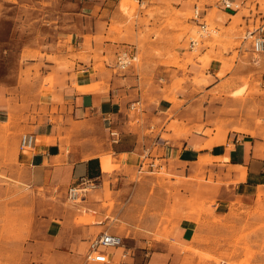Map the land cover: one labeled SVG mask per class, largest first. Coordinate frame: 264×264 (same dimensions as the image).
Returning <instances> with one entry per match:
<instances>
[{"label":"crops","instance_id":"1","mask_svg":"<svg viewBox=\"0 0 264 264\" xmlns=\"http://www.w3.org/2000/svg\"><path fill=\"white\" fill-rule=\"evenodd\" d=\"M229 1L238 4L239 9L217 8L234 16L247 0ZM144 4L147 9L162 13L169 9L185 11L190 7V4L164 0H144ZM194 6H191L192 12ZM71 9L68 6L63 13V31L45 46L51 48H40L34 59L24 57L27 62L22 69L39 67L38 77L26 80L20 76L14 86L34 88L38 93L47 90L45 95L40 94L36 108L25 115L36 119L35 122L5 126L12 104L9 87L0 84V172L8 176L13 170L16 175L12 179L19 184H26L34 191L63 193L65 198L67 188L76 185L80 178L97 181V187L87 192L91 195L85 194L83 211L78 209L81 208L78 204H74L77 209H73L75 206L62 209L50 201L47 214L34 215L32 228L44 224L55 235L60 228H106L110 217L103 203L105 186L111 185L113 228H127L113 230L112 234L123 239L124 246L117 248L115 254L110 251L112 264L123 261L127 264H202L197 259L188 262L189 254L184 248L193 245L197 228H212V209L203 215L182 206L171 213L174 195L170 196L167 191V183L161 180L160 187L152 190L154 178L133 180L130 173L144 172L140 171V164L146 162L153 163L154 167L147 165L144 173L157 174L165 169L172 175V183L176 177L184 178L179 199L186 201L196 191L197 183L192 179L201 173L208 179L213 172L222 176V192L227 189L235 198H250L264 187V124H256L251 116L245 121V130L228 124L220 137H214L212 120L218 116L215 107L218 98L202 101L201 88L192 81L201 71L199 65L187 64L186 71L165 65L167 52L160 56L153 53L149 46H153L149 43L154 39L152 36L144 43L143 50L139 47L146 28L160 26L161 21H156L165 20L158 15L160 12L154 17L146 11L139 12L140 19L149 20L146 27L140 20L127 25L117 5L110 0H88L77 11ZM200 11L205 20L212 6ZM73 15L77 20L75 29L72 24L66 25V21L73 20ZM245 26L246 30L249 24ZM124 44L134 45L135 51H131L137 57L142 55L140 66L136 62L123 71L114 68V52ZM232 52L233 49L229 50L228 56ZM186 53L179 57H186ZM65 60L68 64H64ZM222 67L221 63L210 62L205 73L212 77V82L204 87L205 92L216 91L231 74L241 77L249 72H240L236 66L226 68L224 75L219 76ZM254 73L258 81L264 82V66ZM175 76L188 77L177 90L172 89ZM239 82H230L231 86L226 89L233 90ZM226 102L233 99L226 98ZM111 132L118 136H112ZM22 134L35 137L32 150L20 151ZM110 168H113L111 175ZM4 184L7 182L0 179V228H6L2 219L3 203L8 199ZM208 195L212 199V189ZM205 215L209 216L208 221L197 218ZM81 217L82 221L77 223ZM163 217L172 219L167 222ZM162 228H168V232L156 239L153 235ZM123 252H127L126 260L121 258Z\"/></svg>","mask_w":264,"mask_h":264},{"label":"rangeland","instance_id":"2","mask_svg":"<svg viewBox=\"0 0 264 264\" xmlns=\"http://www.w3.org/2000/svg\"><path fill=\"white\" fill-rule=\"evenodd\" d=\"M86 1L88 0H0V84L9 87L8 97L12 104L8 114L9 122L5 126L9 127L14 123L25 125L36 121L25 115L36 108L40 94L45 95L47 90L43 89L38 93L39 91L34 88L14 87L20 76L26 80H33L39 75V67L22 69V65L27 62L24 61V57H28L29 60L38 56L40 48L45 47L50 39H55L57 33L63 31L61 28L65 22L63 13L68 6L75 12ZM110 1L117 5V10L129 26L136 20L148 26V19L139 18L140 11H146L150 17L156 16L157 12H160L158 15L164 16V21H156V23L161 21L160 26L154 25L150 30L146 28L147 33L139 47L143 50L144 43H148L150 40L148 37L152 36L154 39L149 43H153V46L150 44L149 46L153 53L160 56L167 52L165 65L185 71L187 64L199 65L201 71L193 76L192 81L201 88L202 101L207 102L209 97L218 98L215 105L218 108V116L212 120L214 137H220L227 130L228 124H233L234 129L245 130L243 127L245 121L251 116L254 117L256 124H264V89H261L264 82L254 77V71L264 66L262 58L264 52L253 56L249 41L243 39L245 23L250 27L253 23L258 24L264 20V0L243 2V8L237 14H233L234 16L219 11L217 7L221 6V0H164L190 4L185 11L169 9L166 13L149 10L146 4L139 6L137 0ZM192 5H198L200 8L212 6V11H208L205 21L213 32L207 37L198 36L197 22L192 20ZM76 21V16L73 15V20L66 21V25L72 24L75 29ZM190 38L199 41L194 50L189 48ZM124 45L117 48L114 55L129 48L135 51L134 45ZM238 48L240 52L236 51ZM232 49V56H228L229 50ZM22 51H25L23 56L20 55ZM183 52H187L186 57L180 58ZM212 61L223 65L219 76L224 75L226 68L236 66L240 72L243 70L249 72L241 77L231 74L216 91L205 92L204 87L210 86L212 82V77L205 73V70ZM142 62V55L139 54L136 64L140 66ZM64 64L68 62L65 60ZM186 80L187 76L183 79L175 76L172 89H180ZM236 80L240 81L239 84L233 90H227L226 87L231 86L230 82ZM226 98L233 99V102H226ZM260 111L261 113L257 115ZM207 132L210 134L211 130ZM112 169L108 171L110 175ZM144 172L138 174L134 170L130 175L133 180L139 181L144 177L154 178L152 190L160 187L161 180L167 183L169 186L167 191L170 196L174 195L173 203L170 204L171 213L182 206L196 209L203 215H208L212 209V228H197L192 240L193 245L184 248L189 254L188 262L192 263L197 259L202 264H264V187H260L250 198H235L227 189L222 192L220 188L223 185L222 176L212 172L207 179L201 173L192 179L197 183L193 194L195 197L192 195L187 197L186 201H181L179 195L183 190L184 178L176 177L174 178L176 181L172 183L170 180L173 177L165 169L157 174ZM14 174L16 175V172L13 170L9 171L8 176L0 172V179L7 182L4 187L8 193V199L3 203L2 218L6 228H0V264H89L86 261V253L90 239L102 232L112 234L115 229H127L113 228L111 214L114 202L111 185L105 186L103 203L107 209L106 214L110 217L106 220V228H60L56 235L50 233L44 224L32 228L34 215L47 214L50 201L62 209L75 205L68 201L63 193H48L43 189L34 191L26 184H19L12 179ZM211 189L212 199H209ZM90 193H87L86 197H89ZM82 205L80 202L78 207L81 208L75 206L73 209L83 211ZM206 215L197 218L208 221L209 216ZM171 219L163 217L167 222ZM81 221L82 217L76 220L77 223ZM167 232L168 228H162L161 232L158 230L153 236L159 239ZM125 246L127 248L126 243ZM110 251L115 254L116 249Z\"/></svg>","mask_w":264,"mask_h":264},{"label":"built area","instance_id":"3","mask_svg":"<svg viewBox=\"0 0 264 264\" xmlns=\"http://www.w3.org/2000/svg\"><path fill=\"white\" fill-rule=\"evenodd\" d=\"M139 6L144 4L143 0H137ZM220 5L225 10L239 9V5L231 2L229 0H221ZM192 20L197 22V27L199 28L198 36L200 38L207 37L213 30L209 29L206 21L201 15L200 8L195 5L193 8ZM243 39L249 41L251 47V53L253 56H258L264 52V22L258 24H252L244 31ZM199 44L196 38L189 39V48L194 50ZM138 57L131 51V49H125L118 52L114 59V68L116 70H126L134 63L137 62ZM111 135L117 137L116 132H111ZM35 144V137L32 134H22L19 142V149L21 152H27L33 149ZM153 168L154 164H147L146 162L140 164V171H145L146 168ZM97 187V181L80 178L76 185L69 186L66 190V198L73 204H79L85 198V194ZM264 194V190H263ZM124 246L123 239L118 236L107 232H102L101 234L90 239L88 243L86 261L89 264H112V255L110 253L111 249H117ZM127 252L121 253V258L126 260ZM120 264H127L125 261Z\"/></svg>","mask_w":264,"mask_h":264},{"label":"bare ground","instance_id":"4","mask_svg":"<svg viewBox=\"0 0 264 264\" xmlns=\"http://www.w3.org/2000/svg\"><path fill=\"white\" fill-rule=\"evenodd\" d=\"M202 161V160H201ZM203 162V161H202Z\"/></svg>","mask_w":264,"mask_h":264}]
</instances>
